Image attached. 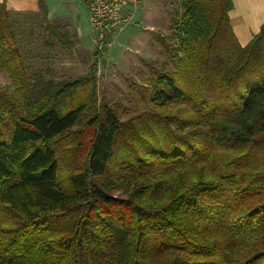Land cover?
I'll return each instance as SVG.
<instances>
[{"label": "trees", "instance_id": "trees-1", "mask_svg": "<svg viewBox=\"0 0 264 264\" xmlns=\"http://www.w3.org/2000/svg\"><path fill=\"white\" fill-rule=\"evenodd\" d=\"M178 8L171 70L125 109L98 105L95 63L30 77L0 4V264H264V22L242 48L232 0Z\"/></svg>", "mask_w": 264, "mask_h": 264}, {"label": "rangeland", "instance_id": "rangeland-1", "mask_svg": "<svg viewBox=\"0 0 264 264\" xmlns=\"http://www.w3.org/2000/svg\"><path fill=\"white\" fill-rule=\"evenodd\" d=\"M70 1L72 4H66L64 9L59 7V0H47L49 8L63 13V17L50 20L58 36L49 37V45L39 12L10 13L28 75L65 82L85 76L95 63L98 105L131 108L129 82L148 86L151 68L158 72L171 70L157 37L172 36L173 21L179 14L178 0H140L129 24L107 37L101 48L90 34L87 7L77 0ZM0 88L11 89L10 79L2 71Z\"/></svg>", "mask_w": 264, "mask_h": 264}, {"label": "crops", "instance_id": "crops-1", "mask_svg": "<svg viewBox=\"0 0 264 264\" xmlns=\"http://www.w3.org/2000/svg\"><path fill=\"white\" fill-rule=\"evenodd\" d=\"M2 3H5L10 13L38 12L37 0H0V4ZM68 3L71 1L59 0V7L66 9L65 5ZM232 4L233 8L228 14L229 24L238 44L244 48L259 33L264 22V0H232ZM45 6L49 21L63 17L59 9L49 8L47 0Z\"/></svg>", "mask_w": 264, "mask_h": 264}, {"label": "built area", "instance_id": "built-area-1", "mask_svg": "<svg viewBox=\"0 0 264 264\" xmlns=\"http://www.w3.org/2000/svg\"><path fill=\"white\" fill-rule=\"evenodd\" d=\"M87 7L89 31L96 44L121 31L132 19L140 0H77Z\"/></svg>", "mask_w": 264, "mask_h": 264}]
</instances>
